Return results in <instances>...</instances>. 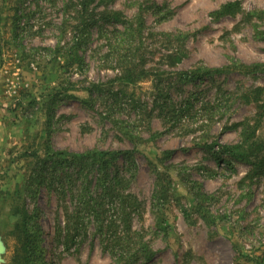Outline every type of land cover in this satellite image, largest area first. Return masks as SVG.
I'll return each instance as SVG.
<instances>
[{
	"label": "rangeland",
	"instance_id": "rangeland-1",
	"mask_svg": "<svg viewBox=\"0 0 264 264\" xmlns=\"http://www.w3.org/2000/svg\"><path fill=\"white\" fill-rule=\"evenodd\" d=\"M229 2H239L242 11L217 19L213 13ZM13 6V2L3 5L0 0V239L6 248L4 264L16 257L17 239L12 232L24 209L35 214L40 249L48 264H113L110 252L104 250L107 239L96 234L94 223L80 245L65 250L58 243L56 229L64 225L65 206L73 208V191L68 188L59 198L44 183L35 198L36 185L31 186L30 180L48 146L67 155L94 149L128 152L118 156L111 170L127 173L131 178L127 192L141 202L133 229L144 235L154 252L147 264H264V167L252 173L250 165L233 160V172L218 164L206 148V144L239 143L231 127L243 120L254 124L261 113L256 104L231 99L228 93L240 96L245 90L264 88V15L247 16L264 11V0H96L97 13L116 12L120 18L116 20L122 23L100 21L91 27L77 52L84 64L74 67L67 65L64 55L41 56L35 50L55 47L56 28L63 18L61 0L25 2L23 9L32 14L17 23L33 31L19 41L13 34ZM115 26L119 30L116 46L140 47L137 58L146 52L147 67L159 75L166 72L164 80L174 83L169 91L176 104L196 99L195 111L212 106L222 109L215 110L210 121L205 112H198L187 126L165 123L153 106L151 81H145L126 92L147 101L153 113L149 122L137 124L133 137L125 136L121 122H137L130 106L121 97L99 99L97 93L90 95L85 90L119 75L111 67L116 64L105 60L108 36L101 32ZM171 50L184 54L173 67L163 62ZM242 65L251 69L242 71ZM196 70L197 79L179 75ZM259 122L264 138V116ZM157 183L167 191L160 211L154 207ZM199 192L210 196L203 205L216 216L214 223H207L203 212L195 208Z\"/></svg>",
	"mask_w": 264,
	"mask_h": 264
},
{
	"label": "trees",
	"instance_id": "trees-1",
	"mask_svg": "<svg viewBox=\"0 0 264 264\" xmlns=\"http://www.w3.org/2000/svg\"><path fill=\"white\" fill-rule=\"evenodd\" d=\"M34 0H2L3 5L13 2L14 6V26L13 34L15 40L24 39V34L33 31V27L23 25L17 21L22 20L29 14L30 10L25 12L23 6L25 2ZM96 0H61L62 21L57 26L59 32L58 39L54 48H35L41 56L50 54L52 56L64 55L67 59V65L74 67L75 64H84L82 57L78 56V50L85 44L88 32L91 27L96 26L100 21L107 23H122L116 20L119 15L111 10H105L97 13V7L94 6ZM56 3V0H54ZM242 11L239 2H229L222 5L213 15L218 19L225 16H232ZM264 15V11L249 13L247 16ZM99 16V17H98ZM120 19V18H119ZM104 35L108 36L107 52L104 57L106 62L111 60L116 65L111 67L117 69L119 75L103 84H92L91 87L85 88L90 95L97 93V98L103 99L108 95L121 97L128 106L135 112L136 118L134 124L121 122V129L125 136L133 137L132 131L137 128V124L147 123L153 110H148V102L136 97L134 94L126 92L128 88L135 87L137 84L145 81H151L154 91L151 92L153 97V106L159 109V116L165 123H178L180 126H187L189 120H193L198 112H205L206 119L212 120L215 110H221V106L201 107L195 111V100L188 99L185 104H176L170 94L169 88L174 84L166 82L164 75L154 68H148L146 52L140 54V47L116 46L118 28L115 26L112 30L102 29ZM111 35L114 40L109 38ZM126 34V33H125ZM69 38L67 39V36ZM111 41V42H110ZM184 56L181 50H171L163 58V62L168 66H175ZM242 71H248L251 68L240 66ZM198 70L183 72L180 77H190L197 79ZM187 78V79H188ZM115 85L117 87H115ZM165 86V90L164 87ZM168 88V90H167ZM115 89H117L115 91ZM228 99H240L245 104H256L261 110L260 115L254 120V124L249 120L236 122L233 127L240 138L236 144L213 143L206 144L207 150L213 155L218 164H224L231 171H235L233 160L252 167V173H258L264 167V138L260 135L261 124L259 118L264 116V88L258 87L248 89L242 94H231ZM95 101L94 99H91ZM53 101V100H52ZM228 102V101H227ZM51 104H53L51 102ZM228 104V103H227ZM124 105V104H123ZM183 121V122H182ZM214 146L217 150H214ZM128 152L123 150H88L81 154L67 155L63 151L52 150L49 146L42 153L45 159H40L34 169V176L31 177L32 185H36L34 197H37L38 189L42 184H47L50 190L57 193L59 198L67 192H72V210L65 206L64 225L58 224L56 232L58 233V243L65 249L70 250L76 245H80L89 237L88 227L94 223L96 234L104 236V250H108L112 256L113 264H147L154 252L151 245L147 243L144 235L133 229V217L140 214L141 202L133 194L127 192L131 178L127 173H122L119 169L111 170V164L115 162L119 155H126ZM171 155L172 152H166ZM35 153L34 155H36ZM168 157V156H166ZM223 157H228L224 160ZM167 159V158H165ZM159 161H162L160 159ZM226 161V162H225ZM172 168L176 165L171 164ZM65 173V174H64ZM163 173H159L161 175ZM89 177L91 179H89ZM87 182V184H86ZM196 185V184H194ZM159 186V187H158ZM94 187V190H90ZM74 190L76 192L74 193ZM167 191L161 184L157 183L155 192L154 207L161 210V206L167 199ZM166 193V196H165ZM198 199L195 208H199L203 214L202 218L209 224L214 223L216 216L210 214L204 207V203L210 199L205 193H197ZM194 209V208H193ZM186 219L188 212L186 208L182 209ZM15 216L19 215L18 210L14 212ZM35 219V214L24 209L19 215V220L14 225L12 234L17 239V254L11 264H48L42 255L38 227L39 224ZM104 243V242H103ZM41 254V255H40Z\"/></svg>",
	"mask_w": 264,
	"mask_h": 264
},
{
	"label": "water",
	"instance_id": "water-1",
	"mask_svg": "<svg viewBox=\"0 0 264 264\" xmlns=\"http://www.w3.org/2000/svg\"><path fill=\"white\" fill-rule=\"evenodd\" d=\"M5 249L4 242L0 239V264H4L3 255L5 253Z\"/></svg>",
	"mask_w": 264,
	"mask_h": 264
}]
</instances>
